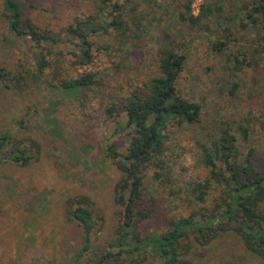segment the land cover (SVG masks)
Returning <instances> with one entry per match:
<instances>
[{
    "label": "rangeland",
    "instance_id": "1",
    "mask_svg": "<svg viewBox=\"0 0 264 264\" xmlns=\"http://www.w3.org/2000/svg\"><path fill=\"white\" fill-rule=\"evenodd\" d=\"M21 1L25 16L59 40L52 50L71 60L78 41L65 28L75 21L87 24L92 17L88 11L91 2ZM243 2L251 4L252 0H194V15L202 5L218 11L191 27L178 21L180 0H149L147 27L140 37L133 36L124 47L113 43L109 51L95 53L88 66L72 72L74 76L91 72L96 78H106L102 89L79 98L52 87L55 82L47 79L27 82L25 89L29 86L35 91L32 98L18 93L13 82H0V133L24 140L29 154L36 157L26 166L0 164V264H93L94 252L114 236L121 221V208L114 199L121 174L105 150L112 145L118 154L125 153L126 139L121 132L125 119L109 120L104 114L107 99L99 93L131 90L136 82L146 80L154 71L153 59L160 47L170 44L184 57L178 89L185 99L201 107L200 126L183 131V153L178 150L180 168L172 173L182 172L186 181L205 178V170L193 157L194 138L213 133L221 122L232 124L243 154L240 126L247 129L251 146L264 154V51L260 58L256 56L257 68L232 70L234 58L240 53L252 55L256 49L255 34L241 29L235 18L234 11ZM108 11L102 12L103 19L108 18ZM240 16L245 14L240 12ZM228 37L232 41L218 51L216 44ZM35 53L29 42L15 40L9 33L0 0V68L4 66L11 77L15 76L21 64L33 66ZM63 69L70 67L65 64ZM233 82L240 84L234 96L230 94ZM30 104L33 107L28 108ZM30 141L37 147L29 148ZM152 174L144 178L147 204L158 196ZM79 197L85 198L94 215L91 247L85 252L82 230L69 216L71 202ZM160 222H143L140 229L161 233ZM228 235L234 249L228 264H264L243 249L237 236Z\"/></svg>",
    "mask_w": 264,
    "mask_h": 264
},
{
    "label": "trees",
    "instance_id": "2",
    "mask_svg": "<svg viewBox=\"0 0 264 264\" xmlns=\"http://www.w3.org/2000/svg\"><path fill=\"white\" fill-rule=\"evenodd\" d=\"M89 1L90 21H75L65 28L78 41L70 60L52 50L51 46L59 40L25 16L21 0H2L9 33L15 40L29 42L37 53L33 66L21 64L15 76L11 77L4 66L0 68V82H13L18 93L30 98L35 97V91L25 87L32 80H51L56 84H50L52 87L76 98L102 89L105 77L96 78L91 72L74 76L72 72L88 66L95 53L109 51L113 43L124 47L133 36L140 37L147 27L149 0ZM193 1L180 0L181 9L176 14L180 23L194 27L218 11L217 7L211 10L202 5L194 15ZM107 8L108 18L103 19L101 14ZM234 12L241 29H251L255 34L256 49L252 55L240 53L234 58L232 70L255 69L256 58L264 51V0L243 2ZM240 12L245 16H240ZM88 24L92 27L88 28ZM102 37L105 40L98 39ZM228 38L216 44L218 51L232 41ZM154 56V71L146 80L136 82L131 90L99 93L107 99L105 116L112 121L122 116L125 119L121 132L126 149L123 155L112 145L105 150L121 174L114 191L121 221L114 236L94 252L93 264H228L234 252L228 233L239 238L244 250L264 260V154H258L251 146L247 129L240 126L243 154L232 124L221 122L213 133H200L194 138L193 157L198 167L205 170V178L186 181L182 172L173 174L180 168L178 150L183 153V131L200 126L201 107L185 99L178 89L184 57L170 44L158 48ZM65 64L69 70L63 69ZM239 88L240 84L233 82L230 94L234 96ZM31 107L32 104L28 108ZM23 142L8 132L0 133V164L26 166L35 160ZM34 146L37 144L30 141L29 148ZM151 170L158 196L147 204L144 178ZM71 203L69 216L82 230L85 252L91 247L94 215L85 198ZM152 220L162 221L161 233L142 232L140 224Z\"/></svg>",
    "mask_w": 264,
    "mask_h": 264
}]
</instances>
